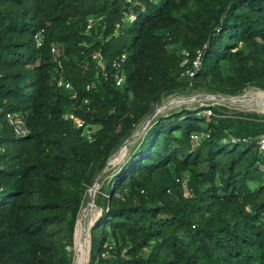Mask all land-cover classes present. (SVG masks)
<instances>
[{
	"label": "trees",
	"instance_id": "obj_1",
	"mask_svg": "<svg viewBox=\"0 0 264 264\" xmlns=\"http://www.w3.org/2000/svg\"><path fill=\"white\" fill-rule=\"evenodd\" d=\"M52 45L72 91L52 83ZM189 87L264 92V0H0V264H72L87 189L161 99ZM222 110L150 122L96 193L86 264H264V116Z\"/></svg>",
	"mask_w": 264,
	"mask_h": 264
},
{
	"label": "rangeland",
	"instance_id": "obj_2",
	"mask_svg": "<svg viewBox=\"0 0 264 264\" xmlns=\"http://www.w3.org/2000/svg\"><path fill=\"white\" fill-rule=\"evenodd\" d=\"M215 106L222 108V112L227 116L235 117L238 116V114H257L264 116V92L255 88H247L235 97H228L220 94L208 93L204 89L189 87L184 93H175L164 96L159 104L155 106L154 110L158 109L156 114L157 117L158 115H168L172 112H178L183 109ZM144 121L141 125L136 127V130L132 134L134 139L126 146L121 145L117 149V153L115 152L116 154L114 153L115 155L113 154L111 156L112 158L108 162L99 184H96L94 188L91 186L87 189L85 200L78 214V234L73 242V246L68 248L72 253V264H74L75 259L80 258L82 260L81 264H86V261L89 259V253L87 259L89 228L92 224L93 218L99 213L94 204L96 193L102 184L106 183V181L108 182L120 169L128 159L129 155L137 150L143 138V134L147 129H144ZM91 198L93 199L92 204Z\"/></svg>",
	"mask_w": 264,
	"mask_h": 264
},
{
	"label": "built area",
	"instance_id": "obj_3",
	"mask_svg": "<svg viewBox=\"0 0 264 264\" xmlns=\"http://www.w3.org/2000/svg\"><path fill=\"white\" fill-rule=\"evenodd\" d=\"M132 19V17L130 18ZM92 23L93 21L89 20L87 26H86V32L88 33L91 28H92ZM50 52L53 55V61L56 64V73L55 76L52 79V83L54 85H56L59 88H63L67 91H72V86L71 83L66 81L64 78V70L62 67V61L59 57V53H58V49L55 45H52L50 48ZM201 54V53H200ZM200 54H198V57L196 58V61L193 63V68L194 70H197L200 64ZM92 59L96 61L98 66H103L104 62L101 59L99 54H95L92 55ZM126 60V57L124 55H122L119 58V61L114 62L113 63V67H115L116 69H119L120 66L122 65V63ZM194 72H187V74L192 77ZM115 79V85L117 87H121L122 84L124 83V77L117 73L114 76ZM72 99L76 97L75 93H72L71 95ZM1 112V111H0ZM2 113V112H1ZM206 117H210L211 116V112L210 111H206L203 114ZM5 119L7 120L9 126L11 127L14 137L15 138H23L25 136H27L29 134L28 129L26 128L23 119L20 117V115L16 114V113H5L4 115ZM65 118L68 119L70 122H72V124L74 125V127L76 129L81 130V135L82 137L87 141V142H92L94 139L93 134L95 133V128L90 125L87 124L84 120L80 119L79 117H77L75 114L73 113H68L65 115ZM201 138H203L202 135L198 136V135H192L191 139L194 142H198ZM257 146H258V150L260 152H264V135H262L257 142ZM5 151V146L3 144L0 143V154L3 153ZM182 187H183V191H184V195H188L189 191L187 189V186L185 184V182H182Z\"/></svg>",
	"mask_w": 264,
	"mask_h": 264
},
{
	"label": "water",
	"instance_id": "obj_4",
	"mask_svg": "<svg viewBox=\"0 0 264 264\" xmlns=\"http://www.w3.org/2000/svg\"><path fill=\"white\" fill-rule=\"evenodd\" d=\"M157 110H158V109L154 110L153 113H151V114L146 118V120H145L144 123H143V125H144V129H146V128L148 127V124H149V123H150V122L156 117ZM133 139H134V138H133L132 135H131L127 140H125V142L122 144V146H126V145L129 144ZM116 153H117V152H116ZM116 153H115V154H116ZM115 154H114V155H115ZM111 158H112V157H109V158H108V160H107V162H106V164H105V166H104V168H103L101 174H100V175L96 178V180L94 181V184L92 185V188H94L96 184H99V181H100V179H101V177H102V175H103V173H104V170H105V168L107 167L108 162L110 161ZM92 203H93V199L91 198V204H92ZM75 227H76V225H75ZM74 233H75V230H74ZM88 252H89V243H88ZM87 258H88V254H87ZM87 262H88V260H87Z\"/></svg>",
	"mask_w": 264,
	"mask_h": 264
},
{
	"label": "bare ground",
	"instance_id": "obj_5",
	"mask_svg": "<svg viewBox=\"0 0 264 264\" xmlns=\"http://www.w3.org/2000/svg\"><path fill=\"white\" fill-rule=\"evenodd\" d=\"M81 259L79 258V259H75V261H74V264H81Z\"/></svg>",
	"mask_w": 264,
	"mask_h": 264
}]
</instances>
